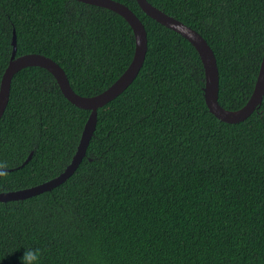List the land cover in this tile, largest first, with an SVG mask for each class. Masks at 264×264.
Segmentation results:
<instances>
[{
  "label": "trees",
  "instance_id": "trees-1",
  "mask_svg": "<svg viewBox=\"0 0 264 264\" xmlns=\"http://www.w3.org/2000/svg\"><path fill=\"white\" fill-rule=\"evenodd\" d=\"M147 52L134 81L97 111L86 156L63 183L0 201V264H264V96L238 123L204 99L192 44L136 0ZM198 31L219 71L218 101L243 106L264 51V0H148ZM41 53L92 96L130 63L135 38L118 13L77 0H0V80L10 58ZM89 110L46 69L12 78L0 118V192L44 182L69 164ZM32 156L22 165L29 153Z\"/></svg>",
  "mask_w": 264,
  "mask_h": 264
},
{
  "label": "water",
  "instance_id": "water-1",
  "mask_svg": "<svg viewBox=\"0 0 264 264\" xmlns=\"http://www.w3.org/2000/svg\"><path fill=\"white\" fill-rule=\"evenodd\" d=\"M86 4L110 9L121 15L132 28L135 47L133 57L125 70L107 88L92 96H83L73 90L64 69L52 58L41 53H25L16 55L17 40L15 30L12 31V50L8 64L5 67L0 80V118L7 106L11 81L13 76L21 69L29 66H38L49 71L55 78L62 94L75 106L89 110L88 118L77 145L76 151L69 164L56 176L39 184L10 191L0 192V201L25 199L30 196L51 190L66 181L77 169L82 159L86 156V150L94 133L97 123V111L100 107L120 95L137 77L143 66L147 52V33L140 18L125 4L117 0H77ZM141 10L168 29L178 33L196 49L204 69V99L209 111L219 120L227 123H238L248 118L261 105L264 96V51L259 70L251 95L243 106L236 110H228L222 107L218 101L219 71L215 54L205 38L195 29L183 23L179 19L165 13L152 5L148 0H136ZM29 153L25 164L30 160Z\"/></svg>",
  "mask_w": 264,
  "mask_h": 264
},
{
  "label": "clouds",
  "instance_id": "clouds-1",
  "mask_svg": "<svg viewBox=\"0 0 264 264\" xmlns=\"http://www.w3.org/2000/svg\"><path fill=\"white\" fill-rule=\"evenodd\" d=\"M3 169H5V165L0 164V170ZM39 255V249L28 248L22 253L20 257V264H37Z\"/></svg>",
  "mask_w": 264,
  "mask_h": 264
}]
</instances>
